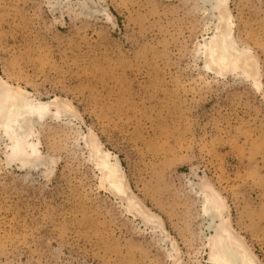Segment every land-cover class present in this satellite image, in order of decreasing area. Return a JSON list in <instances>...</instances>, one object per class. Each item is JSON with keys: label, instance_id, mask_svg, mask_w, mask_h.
Listing matches in <instances>:
<instances>
[{"label": "rangeland", "instance_id": "374dc122", "mask_svg": "<svg viewBox=\"0 0 264 264\" xmlns=\"http://www.w3.org/2000/svg\"><path fill=\"white\" fill-rule=\"evenodd\" d=\"M222 2L0 0V95L50 104L24 162L0 127V264H213L207 197L264 264V0ZM220 13L257 79L205 68Z\"/></svg>", "mask_w": 264, "mask_h": 264}, {"label": "bare ground", "instance_id": "6f19581e", "mask_svg": "<svg viewBox=\"0 0 264 264\" xmlns=\"http://www.w3.org/2000/svg\"><path fill=\"white\" fill-rule=\"evenodd\" d=\"M222 1L205 0V2L213 3V5L223 3ZM216 30L213 36L205 42V48H207L205 68L221 72L241 69L244 74L257 79L253 56L246 50L237 47L230 29L228 14H219ZM215 39H218L216 45L209 48L210 42ZM49 105H36L33 101L21 99L18 95H0V127L3 134L10 140V154L14 159L24 162L28 157L37 153L35 145L29 138L33 134V127L38 122H42L48 114ZM98 144L99 141L94 139L93 147L95 148H92L91 151L93 158L98 161V165L102 170L103 179L110 181L109 184L112 188L122 191L123 187L122 185L119 186L117 179H114V181L109 180L110 177H120V163L118 161L110 163L107 161V156L98 155ZM210 202L209 197H207L205 200V214L213 220L218 217L221 219V224L215 228V234L209 241L211 261L213 264H248L242 249L229 244L230 234L227 232L223 214L220 211H213ZM217 222L219 221L217 220Z\"/></svg>", "mask_w": 264, "mask_h": 264}]
</instances>
